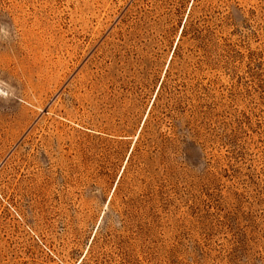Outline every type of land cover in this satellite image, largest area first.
I'll return each mask as SVG.
<instances>
[{
  "label": "rangeland",
  "instance_id": "374dc122",
  "mask_svg": "<svg viewBox=\"0 0 264 264\" xmlns=\"http://www.w3.org/2000/svg\"><path fill=\"white\" fill-rule=\"evenodd\" d=\"M0 264H264V0H0Z\"/></svg>",
  "mask_w": 264,
  "mask_h": 264
},
{
  "label": "trees",
  "instance_id": "16d2710c",
  "mask_svg": "<svg viewBox=\"0 0 264 264\" xmlns=\"http://www.w3.org/2000/svg\"><path fill=\"white\" fill-rule=\"evenodd\" d=\"M183 29H184V27H183ZM183 29H182V32H183ZM162 84H163V83H161V85H160V87H159V90L161 89ZM158 92H159V91H158ZM156 99H157V95H156V97H155V99H154V102H155Z\"/></svg>",
  "mask_w": 264,
  "mask_h": 264
}]
</instances>
